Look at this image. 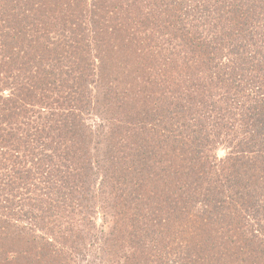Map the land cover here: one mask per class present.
I'll use <instances>...</instances> for the list:
<instances>
[{
    "label": "trees",
    "instance_id": "obj_1",
    "mask_svg": "<svg viewBox=\"0 0 264 264\" xmlns=\"http://www.w3.org/2000/svg\"><path fill=\"white\" fill-rule=\"evenodd\" d=\"M259 3L0 0V264L16 243L45 250L36 263L63 264L86 253L101 259L119 242L135 264H264ZM112 16L102 36L98 24ZM125 26V41L111 51L130 43L137 67L118 61L98 80H77L74 63L86 60L84 70L91 69ZM29 52L35 55L27 59ZM181 76L194 80L176 91L165 87ZM135 83L149 85L138 125L128 103L140 90L131 89ZM108 112L134 125L131 136ZM206 116L216 132L203 129V138L196 127ZM212 134L229 142L225 158L216 155ZM18 212L23 217L13 218Z\"/></svg>",
    "mask_w": 264,
    "mask_h": 264
},
{
    "label": "rangeland",
    "instance_id": "obj_2",
    "mask_svg": "<svg viewBox=\"0 0 264 264\" xmlns=\"http://www.w3.org/2000/svg\"><path fill=\"white\" fill-rule=\"evenodd\" d=\"M163 1H165V0H163ZM251 1L254 4H257V3L261 2L259 4H262L264 6V1L262 2V0H251ZM153 2L155 4H157V2H161V0H153ZM111 6H113V5H111ZM110 9H113V8L110 7ZM109 22L110 23H107L106 22V23H104L102 25L101 24H98L100 26H103L102 29L100 28V30L97 31V32L101 33L100 31H102L104 29V32L101 33L102 36L106 32V25L107 24L108 25H111V23L112 24L115 23L114 16H112L110 18V21ZM126 27L127 26L123 27L122 29H120L118 31H115V34H112L111 33L114 38L113 39H110V41L112 43L107 44V48H109L108 51H104V49L101 50V52L99 51L100 54H101L99 57H101V58L97 57L98 60L93 65V67L90 65L92 67L91 69H89L90 71L89 70H84L85 69L84 67H86V65H87V63L85 62L86 60L85 61L78 60L77 62L74 63L73 67L75 68L76 75L79 76V78H77V80H80V77L82 79H86V81H89V82L90 81L93 82L94 78L96 80H98V76H99L98 74L101 71H103L104 68H107V67H112L113 68L115 66L116 62H118V61L119 62L120 61H124V60H125V62L130 61V63L129 62L128 63L131 65V67L133 69L135 68V66L137 64L133 61V57L128 56V53H129V50H130V48H129L128 45H130V43L129 44H126V46L123 48L125 50L127 49V51H124V52H122L123 49H121L119 51H116V46H115L114 50L111 51L112 50V47H110V46L113 45V42L114 43H118L119 40H123V39L125 41V39H126L125 36H126L127 32L130 31V29L128 27L126 29ZM108 30L110 32H112V28L111 27L108 28ZM92 33H94V32H92ZM92 33H91V35H93V36L96 37L95 33L94 34H92ZM245 37H246V34L244 32H240L237 35L236 42H238V44H243V42L245 40ZM22 45L24 46V43H22ZM1 52L3 53L2 50H0V53ZM94 54H97V51L96 50H95ZM34 55H35L34 53L29 52L27 54V59L32 58ZM0 58H1V56H0ZM224 60H226V58H224ZM94 66H96V67L98 66V68L97 69H94ZM185 67H186V65H185ZM184 69L185 68L179 67V71H182L183 72ZM138 72H140V73H142V72L143 73H147V71H145V70L138 71ZM133 73H136V72H133ZM83 74H84V76H83ZM189 77L190 76H181L180 79H179V81L177 80L176 83H172L171 85H169V82H168V83H166L165 87H168L169 89H171V91H176V90L179 89V87L182 89V88L186 87L190 83L189 81H191V80L193 81L194 80V79H189ZM145 85H147V84H142V85L140 84L139 85V84L135 83L134 85H132V88L131 89L136 88V87H140V90L138 91V89H136V91L134 93H132V95H134V97H130V99L128 101V103L131 102V106L134 107V108L132 107V109H133L134 113L137 114V116H138L137 118H135V122H136L137 125H138V123H141V120H140L141 116L142 115H145L144 114V111H143L144 110V107L143 106H146V103L143 102V101H146L148 98L146 99L145 96L141 92L142 89H143V92H145V89H144V86ZM147 86H149V85H147ZM155 99H156V96H154L153 99H152L153 100L152 101L153 107L160 108L161 105H163L162 104L161 97L159 98V100H155ZM122 104H124V103H122ZM125 106H126V103H125ZM126 107L128 108V105ZM166 113H167V111L165 112V114ZM116 115L117 116L118 115L120 116V114H118V113L117 114H114V112H108V117L114 119V121L118 123L116 125V128L118 127L120 129H122L124 133L126 132V134L128 136H131V133L133 132V129H134V125H131L129 127V126H127L128 123L124 122V123H126V124H124L123 122L117 121L115 119V116ZM122 116L125 117V114H123ZM94 119H95L94 117H90V118L86 117L85 118L86 124H90L92 126L93 125H96V121ZM214 125H215L214 121L211 118H209L208 116H206V118H201V120L199 121V126L196 127V129L198 128L200 130L199 133L201 132V135L204 138V135L206 136L207 133L203 129H206V130H209V131H210V129H213V131L216 132ZM127 127L130 128L131 130H128L127 129V131H126V128ZM220 137H222V135H220ZM210 138L211 139H216V142H215V145H216V149H215L216 155H218V157H220V158H225L226 156H228V154H229V152L231 150L229 142L226 139L224 141L222 140V138L217 139L214 136V134L210 135ZM133 140H134V142H138L140 140V138H133ZM232 170L233 169L230 168L228 171H232ZM108 173L110 174V173H112V171L111 170H108ZM133 176H134V172H133ZM113 195H114V197H111V198L113 200L115 199V202L116 203H118L120 201H123V197H119V194L113 193ZM2 203H4L3 200H2ZM150 203L151 202L148 201L145 206H147V204L149 205ZM12 210L10 211V213L12 212ZM0 211H2L1 208H0ZM18 213L19 214L14 215L13 218L23 217L20 212H18ZM141 213L142 214H145L146 213L143 208L141 209ZM0 215H2V214H0ZM96 218L98 219V221H97L98 225L103 222V218H102L101 214H98ZM20 225L23 226L24 223L23 222H20ZM15 231H17V230H15ZM36 233L41 234L38 231ZM72 236H73L72 239H74V237L77 238V236H79V235L76 234V235H72ZM7 248L8 249H13V250L10 251V254L8 255V259H7L6 264H23V263H25L24 262V258L26 259L27 262H29V259L26 258V257H30V259H31L30 263L31 264H39V263H36V262L42 261V258L43 257H41V253L45 252V250H41L40 248L39 249L38 248H32V247L27 246V245H21L20 243H16L11 248L10 247H7ZM89 249H91V247L88 246L87 247V251ZM106 249H107V252L105 250V251H102L101 253H99L101 255L102 261L99 258H95L92 254L86 253L85 252L86 249L83 246H78V248H76V250L79 251L80 253H86V254H82V255H87V258L86 259L83 258L82 260H80V263H78L76 261L69 260V259L62 260V261H63V264H92V263L93 264H124L125 262H130L132 264H135V261H134L133 256H132V252L131 251H128L127 248H126V246H124V244H122V242H119L118 244L116 243L114 245H110L109 247H106ZM140 250H142V249L139 248L138 254H139ZM77 251L74 250L73 253L78 255L79 253ZM165 251L166 250H164V252ZM28 252H31V253H28ZM108 252H109V255H110V259L111 260H106L107 253ZM58 255H59V258H61L64 254L59 253ZM162 259H164V258H162ZM49 263H45V264H49ZM55 264H60V263H57L56 262Z\"/></svg>",
    "mask_w": 264,
    "mask_h": 264
}]
</instances>
